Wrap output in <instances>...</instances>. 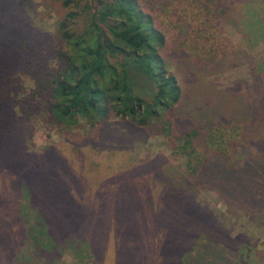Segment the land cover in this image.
I'll return each instance as SVG.
<instances>
[{"label": "trees", "instance_id": "trees-1", "mask_svg": "<svg viewBox=\"0 0 264 264\" xmlns=\"http://www.w3.org/2000/svg\"><path fill=\"white\" fill-rule=\"evenodd\" d=\"M76 1L62 0L52 67L37 55L42 35L15 23L29 0H0V264H50L59 238L83 244L73 245L70 264H264V250L198 201L213 191L264 227V58L248 56L251 81L229 87V104L217 96L201 111L196 87L186 88L192 81L173 70V40L184 46L190 32L182 16L166 29L144 0H87L82 24ZM196 1L208 16L213 2L224 6ZM224 1L225 18L237 17L249 44L264 43V0ZM221 56L195 53L199 62ZM17 68L36 74L25 104L12 95ZM37 93L44 112L69 130L44 153L25 146ZM82 121L88 132L67 128ZM151 134L183 160L177 171L162 151L132 159L136 142Z\"/></svg>", "mask_w": 264, "mask_h": 264}, {"label": "rangeland", "instance_id": "rangeland-1", "mask_svg": "<svg viewBox=\"0 0 264 264\" xmlns=\"http://www.w3.org/2000/svg\"><path fill=\"white\" fill-rule=\"evenodd\" d=\"M144 2L151 7L155 15L159 16L160 24L166 29L173 27L177 22L183 23L182 20H179L181 16L184 21L186 20L191 25L188 37L184 40L185 45L182 46L181 38L175 37L173 40L175 46L171 51L173 52L172 57L175 59L173 63L177 65L173 70L179 69L182 83L191 84L190 81H192V84L186 88L194 90L193 86L196 87L194 92L198 99L194 100V103L199 110H208L214 102V99L211 98L217 99V96L227 98V104H229V87H232L237 80L251 81L252 74L249 66L251 58L248 56L255 60L264 58V43L259 41L249 44L244 37L237 17L227 15L225 18L223 11L229 2L218 1L222 2L225 7H218L213 2L209 16L206 13L207 10L205 12L201 6L204 4L195 2V0H187L185 4H183V0H144ZM87 3V0H77L74 5V7L80 6L81 15L77 20L82 24L86 22V13L91 12ZM65 11L62 0H29V5L16 10V25L26 26L27 30L33 34L39 33L43 38H46V40L40 38V45L39 43L36 44L37 55L42 64H48L52 67L58 66L57 51L60 44L58 23ZM219 18H225V20L216 25ZM174 30L177 32V29ZM181 48H186V53L181 52ZM197 52H200L203 58L209 57L210 53L213 52L214 54L220 53L222 56L217 63L208 62V60L199 62L198 58L195 57ZM10 72L11 69H9L8 74ZM35 75L25 69L17 68L16 73L10 77L12 80L11 89L18 91L17 94L12 93V95H17L16 99H19L22 104H25L26 97L30 96L37 87ZM36 106L38 109L28 115L27 121L29 120L32 126V133L28 135L30 138L25 142V146L29 152L44 153L50 147L61 143L62 134H67L69 130H66L61 124L55 123L50 118L51 115L44 112L46 107L40 93L36 94ZM202 115L201 112L199 117L202 118ZM110 120L115 124L122 123L121 118L116 115H111ZM89 126V123L82 121L67 128L74 133L83 134L88 132ZM71 138L77 139L78 137ZM159 151L166 154L168 170L175 172L178 169L175 166L183 164V160L171 156L166 138L156 134H151L145 137V140L136 142L132 159L137 162L146 156L155 157ZM198 201L211 209L218 218L226 220L227 223L229 221L233 228V234H247L252 239V245H257L259 249L264 250L263 226L258 225L247 215L228 208L225 202L213 191H201L198 195ZM12 207L14 208V203H12ZM23 227L22 224L16 230L20 231V238L23 240L21 244H26L28 239H26L27 236ZM57 234L58 237L61 236L59 232ZM73 245L83 244L80 242L73 244L67 240L60 242L59 238L57 249L52 253L54 255H49L46 262L70 264L77 261L75 260Z\"/></svg>", "mask_w": 264, "mask_h": 264}]
</instances>
